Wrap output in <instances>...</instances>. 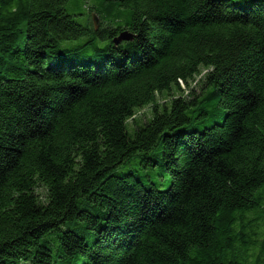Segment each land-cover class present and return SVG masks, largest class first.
I'll list each match as a JSON object with an SVG mask.
<instances>
[{
    "label": "trees",
    "instance_id": "16d2710c",
    "mask_svg": "<svg viewBox=\"0 0 264 264\" xmlns=\"http://www.w3.org/2000/svg\"><path fill=\"white\" fill-rule=\"evenodd\" d=\"M0 264H264V0H0Z\"/></svg>",
    "mask_w": 264,
    "mask_h": 264
},
{
    "label": "rangeland",
    "instance_id": "374dc122",
    "mask_svg": "<svg viewBox=\"0 0 264 264\" xmlns=\"http://www.w3.org/2000/svg\"><path fill=\"white\" fill-rule=\"evenodd\" d=\"M96 21V26L99 28L101 26V20L98 18V17H95ZM152 109L150 106H147L146 108H143L142 110H138V113H137V119L134 121V120H130L128 123H127V129L128 131L132 134L135 130V128L137 126H141V125H144L145 121L148 119V118H151L152 117ZM133 166L134 167H137V163H133ZM166 180H167V184H163V182L160 184L159 188L161 189H166L168 188L169 184H170V176L168 175L166 177Z\"/></svg>",
    "mask_w": 264,
    "mask_h": 264
},
{
    "label": "water",
    "instance_id": "95a60500",
    "mask_svg": "<svg viewBox=\"0 0 264 264\" xmlns=\"http://www.w3.org/2000/svg\"><path fill=\"white\" fill-rule=\"evenodd\" d=\"M132 39H133V35L130 32L124 31L118 37H116L115 41L116 43H119L122 40H132Z\"/></svg>",
    "mask_w": 264,
    "mask_h": 264
}]
</instances>
